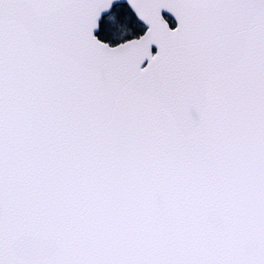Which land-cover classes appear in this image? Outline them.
Listing matches in <instances>:
<instances>
[{"label": "snow or ice", "instance_id": "obj_1", "mask_svg": "<svg viewBox=\"0 0 264 264\" xmlns=\"http://www.w3.org/2000/svg\"><path fill=\"white\" fill-rule=\"evenodd\" d=\"M0 264H264V0H0Z\"/></svg>", "mask_w": 264, "mask_h": 264}]
</instances>
